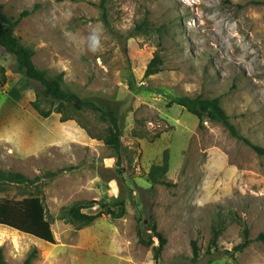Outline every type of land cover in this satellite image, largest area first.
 <instances>
[{
  "label": "rangeland",
  "instance_id": "374dc122",
  "mask_svg": "<svg viewBox=\"0 0 264 264\" xmlns=\"http://www.w3.org/2000/svg\"><path fill=\"white\" fill-rule=\"evenodd\" d=\"M102 1L0 0L9 18L28 11L15 32L35 50V64L50 77L63 73L66 90L115 110L123 142L119 165L104 141L109 123L99 112H70L66 121L57 112L40 116L32 101L42 85L22 76L15 58L0 47L9 83L0 88V168L39 177L32 185H0V200L42 196L56 237L51 244L0 225L6 260L264 264V154L223 123L200 125L182 106H169L177 96L219 97L239 133L264 148V0H108L110 26ZM143 21L151 31L137 30ZM157 53L161 70L146 76ZM11 146L31 157L8 158ZM166 150L164 179L170 184L153 185L147 175ZM111 197L126 199L124 218L102 217L79 229L59 216L76 201ZM154 221L167 239L159 259L138 236L140 230L150 237ZM219 223L218 249L209 251ZM244 224L253 242L232 256L228 251L243 241Z\"/></svg>",
  "mask_w": 264,
  "mask_h": 264
},
{
  "label": "trees",
  "instance_id": "16d2710c",
  "mask_svg": "<svg viewBox=\"0 0 264 264\" xmlns=\"http://www.w3.org/2000/svg\"><path fill=\"white\" fill-rule=\"evenodd\" d=\"M108 0L102 1L104 9L105 21L110 26L108 14L106 13L105 4ZM28 14V11L23 12L18 18H9L2 11L0 4V47H2L8 54H11L17 63L18 72L28 80H35L39 82L43 89L40 93V98L32 101L33 108L45 118L50 117L53 112L62 114V121L71 119L72 116L68 115L70 112H81L86 109H93L100 113L103 121L108 122L107 135L104 138L105 143L114 149L118 157V164L121 163V152L123 149L122 142V126L121 118L115 110L106 109L98 105L94 100L85 99L75 92L66 90L63 87L64 74L50 77L46 70L39 68L34 62L35 50L31 47L25 46L20 37L16 34V27L21 20ZM137 30L147 33L151 31L147 21L138 24ZM163 65V58L159 53L152 59L146 70V76H151L158 73ZM8 69L6 66L0 64V84L3 86L8 82ZM41 98H45L50 102V107L45 108L42 106ZM56 104V107H54ZM177 104L185 108L188 112L195 115L200 125H203L205 120L223 123L231 133L244 140L250 147L257 153L264 154V148L253 143L249 138L241 135L236 125L232 122L230 115L221 105V99L215 98H192L189 96H177L169 104L172 106ZM65 112H68L65 114ZM170 154L166 150L161 163L152 166L148 173V180L153 184H167L168 181L164 178L169 171ZM54 175V173H53ZM39 177L31 179L20 172L7 171L0 168V185L6 184H23L32 185ZM98 206L99 211L96 213H89L90 210ZM127 214V201L121 197L104 198L98 201H76L63 209L60 218L66 222L75 224L79 229L93 224L95 221L102 217H110L113 220L122 219ZM0 225L18 230L20 232L40 238L51 244H56L55 233L52 229V221L48 216V210L45 205L44 199L40 195H33L25 197L21 200L10 198H3L0 200ZM221 224L214 226L213 237L209 251L212 247L218 249V240L221 234ZM151 231L150 237H145L144 232H138L140 243L146 246H154L155 258L159 259L167 239L162 232L159 231L156 221L152 222L149 226ZM244 239L236 245L228 253L234 256L236 253L243 252L253 240L250 237V229L244 224L243 229ZM154 237L160 241L159 245H155ZM259 238H264L262 234ZM195 258L199 256V247L196 242L193 243ZM34 249L28 256L26 262H29L35 254ZM0 264H10L4 255V249L0 246Z\"/></svg>",
  "mask_w": 264,
  "mask_h": 264
},
{
  "label": "crops",
  "instance_id": "0c3cea01",
  "mask_svg": "<svg viewBox=\"0 0 264 264\" xmlns=\"http://www.w3.org/2000/svg\"><path fill=\"white\" fill-rule=\"evenodd\" d=\"M9 85V83H7V84H5V85H3V86H1L0 88H2L3 89V87H4V89L6 88V86H8ZM40 115V114H39ZM41 116V115H40ZM43 118H45V117H43ZM45 119H47V118H45ZM38 133H33L32 132V135H31V138H35V136L37 135ZM44 147H46V145L44 146ZM18 154V155H22V156H24V157H31V156H29L28 154H20V153H18L14 148H13V146H11V147H8V155H7V157L8 158H14V155L15 154ZM37 153V152H36ZM14 160V159H13ZM18 162V161H17ZM18 172V171H17ZM23 174V173H22Z\"/></svg>",
  "mask_w": 264,
  "mask_h": 264
},
{
  "label": "clouds",
  "instance_id": "9594fccd",
  "mask_svg": "<svg viewBox=\"0 0 264 264\" xmlns=\"http://www.w3.org/2000/svg\"><path fill=\"white\" fill-rule=\"evenodd\" d=\"M93 40H94L95 44L98 45V43H99V38H98V37H93ZM93 50L95 51V48H94Z\"/></svg>",
  "mask_w": 264,
  "mask_h": 264
},
{
  "label": "built area",
  "instance_id": "2783aa9c",
  "mask_svg": "<svg viewBox=\"0 0 264 264\" xmlns=\"http://www.w3.org/2000/svg\"><path fill=\"white\" fill-rule=\"evenodd\" d=\"M3 89H4V87H3Z\"/></svg>",
  "mask_w": 264,
  "mask_h": 264
},
{
  "label": "bare ground",
  "instance_id": "6f19581e",
  "mask_svg": "<svg viewBox=\"0 0 264 264\" xmlns=\"http://www.w3.org/2000/svg\"><path fill=\"white\" fill-rule=\"evenodd\" d=\"M19 246V245H18Z\"/></svg>",
  "mask_w": 264,
  "mask_h": 264
}]
</instances>
